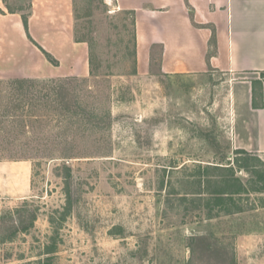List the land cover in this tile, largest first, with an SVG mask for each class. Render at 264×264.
Here are the masks:
<instances>
[{
    "label": "rangeland",
    "instance_id": "rangeland-1",
    "mask_svg": "<svg viewBox=\"0 0 264 264\" xmlns=\"http://www.w3.org/2000/svg\"><path fill=\"white\" fill-rule=\"evenodd\" d=\"M0 1L30 14L32 0ZM109 6L73 5L76 37L91 56L92 75L79 77L91 123L74 117L58 127L45 115L0 125V264H38L52 241L57 264H264V191L253 190L250 175L237 174L247 192L235 215L205 220L202 205L189 212L179 197L192 165L231 155L236 79L163 74L159 47L149 72L138 74L133 19ZM13 79L0 77V105ZM193 233L203 239L192 256Z\"/></svg>",
    "mask_w": 264,
    "mask_h": 264
},
{
    "label": "crops",
    "instance_id": "crops-1",
    "mask_svg": "<svg viewBox=\"0 0 264 264\" xmlns=\"http://www.w3.org/2000/svg\"><path fill=\"white\" fill-rule=\"evenodd\" d=\"M102 1L111 13L126 12L133 19L138 74L149 72L156 45L163 74L232 75V147L264 158V80L259 107L252 106L251 84L264 71V0ZM74 2L32 0L28 32L57 60L53 65L27 38L21 15L5 11L0 1V77L89 75L88 44L75 34Z\"/></svg>",
    "mask_w": 264,
    "mask_h": 264
},
{
    "label": "trees",
    "instance_id": "trees-1",
    "mask_svg": "<svg viewBox=\"0 0 264 264\" xmlns=\"http://www.w3.org/2000/svg\"><path fill=\"white\" fill-rule=\"evenodd\" d=\"M14 12V11H11ZM129 14V13H128ZM28 15L21 14L23 26L27 38L37 45L28 32ZM134 25V22H133ZM134 55H135V34ZM44 57L53 65H57V60L42 47L38 46ZM159 47L151 46L150 62L154 61L153 49ZM89 66H91V56L89 55ZM89 74L92 75L91 67ZM260 80H252V106L262 105V80L264 71L260 73ZM85 78L79 77H56L46 80L34 78H15L6 84L8 99L0 105V125L4 122L15 123L24 121L27 116L32 118L51 115L58 119H68L72 123L77 117V121L83 122L87 126L91 123L92 114L89 106L82 100L80 93ZM259 100V101H258ZM100 122V121H99ZM94 123V122H92ZM57 125L58 127H62ZM229 148V147H227ZM68 153V152H67ZM65 153L62 158H70V154ZM227 162H212L202 165L195 163L192 171L187 176L190 189L179 197L180 200L188 204L186 208L189 212H195L201 208L206 210L205 220L221 215L229 216L241 212L238 203L240 197L247 192L246 184L251 183L254 191H264V158L256 153L244 149H232L231 155H225ZM65 168H68L65 166ZM238 172H245L250 175L247 183L237 175ZM211 187H214L211 189ZM216 210V213L213 211ZM195 216V215H194ZM196 217V216H195ZM203 236L193 233L189 238V249L193 256L195 254V244L202 240ZM55 242L52 241L44 249V258L38 260V264H57L53 261L52 253L55 250Z\"/></svg>",
    "mask_w": 264,
    "mask_h": 264
}]
</instances>
